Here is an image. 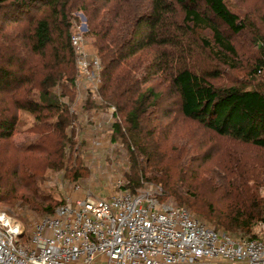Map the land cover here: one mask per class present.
<instances>
[{"label": "trees", "instance_id": "1", "mask_svg": "<svg viewBox=\"0 0 264 264\" xmlns=\"http://www.w3.org/2000/svg\"><path fill=\"white\" fill-rule=\"evenodd\" d=\"M76 13L102 67L98 102L88 97L81 114L116 109L112 142L131 161L122 190L153 183L215 231L256 237L264 14L241 15L227 0H0V204L51 217L65 200L43 188L46 174H89L71 107ZM20 134L35 139L17 144Z\"/></svg>", "mask_w": 264, "mask_h": 264}, {"label": "built area", "instance_id": "2", "mask_svg": "<svg viewBox=\"0 0 264 264\" xmlns=\"http://www.w3.org/2000/svg\"><path fill=\"white\" fill-rule=\"evenodd\" d=\"M85 33L76 32L72 44L78 74L98 102L102 67L86 50ZM106 112L113 120L116 109ZM122 188L94 199L75 196L82 192L77 184L53 216L34 222L27 245L23 223L0 211V264H264V223L256 237H233L164 200L159 187L139 194Z\"/></svg>", "mask_w": 264, "mask_h": 264}, {"label": "rangeland", "instance_id": "3", "mask_svg": "<svg viewBox=\"0 0 264 264\" xmlns=\"http://www.w3.org/2000/svg\"><path fill=\"white\" fill-rule=\"evenodd\" d=\"M227 2L232 10L241 15L247 12L256 14L257 11H259V14H264V4L259 0H227ZM74 16L77 17V19L73 20L76 33L81 28H84V26L87 27V23L83 14L76 13ZM203 35L209 37L208 32H203ZM85 44L86 50L90 54H96L88 37H86ZM227 73L228 72H225V75ZM240 74L237 75L236 73L228 76L227 79H225V83L229 85L236 82L237 78H241ZM77 93V101L72 105V110L81 114L82 103L86 101L88 97L95 94V91L85 79H81L79 74L77 78ZM90 115L91 119L88 117ZM81 116L84 131L80 134L79 142L82 144L85 165L89 170V174L78 182H72L70 179L66 178L63 170L60 172H48L43 183V188L51 191L59 201H64L66 198L72 196L74 194V187L77 184L81 186L82 192L75 196L82 197L89 193L94 199H108L112 194L117 193L121 187H125L128 184L127 175L131 174V161L128 151L124 145L112 142V124L114 121L111 120L108 113L106 111H100L89 113V115L87 113L81 114ZM34 139V135L20 134L15 136L14 141L17 144H25ZM155 188L153 183L141 182V186L136 190V194L145 192L154 193ZM260 192L264 196V177L261 180ZM0 211L9 214L23 223L27 230L26 236L21 241L23 245L29 243V235L34 222L48 217H42L38 213L26 208L19 209L17 206L11 207L3 203L0 204ZM201 221L204 222L203 220ZM204 223L208 228L215 230L210 224ZM217 232L225 231L221 229ZM93 264H97V262Z\"/></svg>", "mask_w": 264, "mask_h": 264}, {"label": "water", "instance_id": "4", "mask_svg": "<svg viewBox=\"0 0 264 264\" xmlns=\"http://www.w3.org/2000/svg\"><path fill=\"white\" fill-rule=\"evenodd\" d=\"M83 29H84V31H87V27H86V26H84V28H83Z\"/></svg>", "mask_w": 264, "mask_h": 264}, {"label": "crops", "instance_id": "5", "mask_svg": "<svg viewBox=\"0 0 264 264\" xmlns=\"http://www.w3.org/2000/svg\"><path fill=\"white\" fill-rule=\"evenodd\" d=\"M89 118L91 119V115L89 116Z\"/></svg>", "mask_w": 264, "mask_h": 264}]
</instances>
